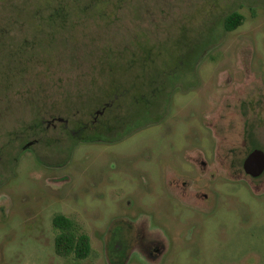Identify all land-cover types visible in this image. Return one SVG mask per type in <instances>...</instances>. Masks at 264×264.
<instances>
[{
    "label": "rangeland",
    "instance_id": "1",
    "mask_svg": "<svg viewBox=\"0 0 264 264\" xmlns=\"http://www.w3.org/2000/svg\"><path fill=\"white\" fill-rule=\"evenodd\" d=\"M101 2L0 0V264H264V175L242 171L264 150V0ZM115 86L104 139L73 144ZM57 213L88 257L55 253Z\"/></svg>",
    "mask_w": 264,
    "mask_h": 264
},
{
    "label": "trees",
    "instance_id": "2",
    "mask_svg": "<svg viewBox=\"0 0 264 264\" xmlns=\"http://www.w3.org/2000/svg\"><path fill=\"white\" fill-rule=\"evenodd\" d=\"M72 2L76 3L75 5H77L78 10L80 11H87L91 9L93 6L95 8V6H101L102 4L101 0H69V5H72ZM79 4H81V6H78ZM66 5L67 4H64V6ZM242 20H243L242 14L236 11L230 12L224 18L223 27L226 31H232L242 23ZM147 83L148 82H146V84ZM146 84L143 83L144 86ZM110 92L111 93H108V95H110L109 99L110 100L113 99V101L110 106L108 105L104 106L106 111L114 110L115 108L120 106L122 99L125 100V96H127L128 94L125 93V91H122L117 86L111 88ZM155 94L157 93L148 94L147 96H149V98L144 94V92L140 93V95L138 96H134L133 94L131 97H129L130 105L131 106L134 105L133 101H136L137 99L146 102L148 99L150 100V98L155 97ZM110 100H108V103L111 102ZM149 108L150 106L144 108L143 110L144 115L141 118V121L144 125H147L152 121V119L149 118L150 115L148 114V111L150 112ZM123 116L124 115H115L113 118L114 120L122 121L124 119ZM96 123L97 121L94 124ZM101 139H104V135H102V131H100V129L99 130L94 129L93 135L89 140H101ZM52 226L56 230L53 243H54V251L57 255L62 257L72 256L76 259H84L89 256L91 252L90 238L86 233L79 231V227L74 220H72L71 218H69L64 214L57 213L52 217Z\"/></svg>",
    "mask_w": 264,
    "mask_h": 264
},
{
    "label": "flooded vegetation",
    "instance_id": "3",
    "mask_svg": "<svg viewBox=\"0 0 264 264\" xmlns=\"http://www.w3.org/2000/svg\"><path fill=\"white\" fill-rule=\"evenodd\" d=\"M111 102L110 103H108V102H106L105 103V105L104 106H110L111 104H112V101H113V99L112 100H110ZM104 106H103V108L100 110V111H96V113H95V115H94V117H93V119L90 121V123L89 124H85V125H83L82 127H80L81 128V130L80 131H77L78 132V135L77 136H72L71 135V139H72V141H73V144L75 143V142H78V141H80V140H89L90 138H91V136H92V128H91V124H94L96 121H97V118L104 112V110H105V108H104ZM62 122L63 124H66L67 123V119H65V118H63V117H55V116H52L51 117V119H49V120H46L45 122H46V124H47V127H50V126H52V127H55V122ZM104 129V130H103ZM102 135H104L108 130L107 129H105V128H102ZM75 139V140H74ZM106 139H108L107 137H106ZM25 147H27L26 145H25ZM253 148H258V147H256V146H251L248 150H246V152H245V155H244V157H243V159H242V171H243V173L246 175V176H248V177H250V178H252V179H257V178H260V177H262L263 175H264V171L259 175V176H256V177H252V176H250L249 174H247L245 171H244V169H243V160H244V158H245V156L247 155V153L249 152V151H251ZM52 222V221H51ZM118 229H123V230H125V227L123 226V227H120V226H118V227H115L114 228V232H116V230H118ZM112 247H109L108 248V250L107 251H111L112 252V249H111ZM117 248V247H116ZM117 256H121L120 254H118V248H117ZM107 260V259H106ZM107 263L108 264H116L115 262H114V260H111L110 259V261H108L107 260Z\"/></svg>",
    "mask_w": 264,
    "mask_h": 264
},
{
    "label": "water",
    "instance_id": "4",
    "mask_svg": "<svg viewBox=\"0 0 264 264\" xmlns=\"http://www.w3.org/2000/svg\"><path fill=\"white\" fill-rule=\"evenodd\" d=\"M244 171L252 177L259 176L264 171V150L253 148L243 160Z\"/></svg>",
    "mask_w": 264,
    "mask_h": 264
}]
</instances>
